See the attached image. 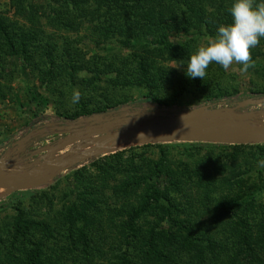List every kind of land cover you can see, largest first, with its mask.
<instances>
[{
    "label": "rangeland",
    "instance_id": "rangeland-1",
    "mask_svg": "<svg viewBox=\"0 0 264 264\" xmlns=\"http://www.w3.org/2000/svg\"><path fill=\"white\" fill-rule=\"evenodd\" d=\"M207 1L202 5L200 1L189 0L194 7L193 12L183 11L182 5H176V14L169 9L163 15L165 20L157 18L155 4H148L139 11L137 8V13L117 6L115 13L106 16H103L104 8L97 9V21L92 20L96 8L91 4L86 10L87 20H84L79 7L71 3L60 4L62 0L59 4L54 0H0V16L9 20L7 25L15 39L22 42L18 34L21 32L33 36L26 52L20 46L15 55L1 43L0 157L18 150L20 147L13 150L11 144L24 137L31 128L62 121L65 115H73L82 108L102 113L121 108L158 109L155 98L160 109L173 113L203 105L234 104L244 97L264 96V38L252 49L255 66L247 72L241 71L243 66L237 63L225 71L213 62L206 70L205 78L186 75L191 55L200 47L207 46L217 36L221 25L233 22L231 8L235 0ZM259 3H264V0H254V4ZM179 7L182 12L178 11ZM201 7L203 14L201 10L198 12ZM175 15L178 16L175 21L169 18ZM142 17L153 22L156 28L160 27L157 35L166 32V38L172 45L163 43L166 47L158 50L159 47L150 48L143 42L126 44L129 28L137 31L144 24ZM181 17L185 24L178 21ZM206 25L215 31L211 33ZM141 57H145L144 63L150 68L149 76L153 82L149 86H138L132 79L138 75L137 63ZM76 92L80 94L78 102H74ZM178 143H200L204 146L187 148L177 146ZM155 144L170 145L167 146V165L173 170L183 161L193 167L196 160L205 158L210 150L206 145H215L212 156L220 158H223L224 150L217 145H237L215 139L165 143L141 141L118 145L110 153L96 158V164H81L43 186L0 187V264H26L25 251L31 249L29 243L21 247L13 242L10 244L13 218L18 209H23L28 217L48 220L54 226L51 237L44 238L40 247L43 264H120L119 256L124 249L133 255L129 259L135 264H264V239L261 235L259 238L257 231L260 222L264 221V167L259 166V160L251 161L253 169L245 176H239L243 178L242 183L238 182L230 189L223 185L211 187L209 202L204 201V190L196 187L194 178L192 182L184 183L189 192L171 193L177 208L171 210L170 217L162 216L160 211L164 201L158 199L151 200L152 209L135 222L143 233L139 236L142 239L147 238L148 229L155 232L178 230L179 235L185 234L178 225L190 221L189 225L195 226L198 235L195 241L198 246L202 249L209 246L217 251L225 248L227 253L220 254L211 263L208 262L210 258L197 259L198 250L175 258L174 263L158 261L150 255L143 263L142 254L133 248V245H138L136 239L130 238L126 242L120 232L122 218L119 214L122 209H129L128 202L134 203L137 195L142 194L144 184L134 190H130V186H139L143 179L150 182L148 161L157 159L159 153L157 148L148 145ZM227 150L232 152L233 148ZM230 161L226 163L231 164ZM169 180L165 176L160 178L158 189H167ZM240 188L243 193L239 192ZM77 191L82 197L93 195L95 200L97 198L98 209L103 213L102 222L95 217L101 225L95 223V227L89 230L88 254L78 244L75 231H68L67 226L59 228L58 223L66 207L76 199L68 195ZM235 198L236 202H228V199ZM111 214H115L118 226L104 224L105 218ZM247 230L252 236L242 241L243 234L239 232ZM123 233L126 236L130 231ZM67 234L72 235L70 241L63 237ZM35 239L31 238L32 244ZM69 242V250H66L64 245ZM238 247H245V250H237ZM232 252L241 253L240 257L235 258Z\"/></svg>",
    "mask_w": 264,
    "mask_h": 264
},
{
    "label": "trees",
    "instance_id": "trees-1",
    "mask_svg": "<svg viewBox=\"0 0 264 264\" xmlns=\"http://www.w3.org/2000/svg\"><path fill=\"white\" fill-rule=\"evenodd\" d=\"M200 1L202 5L206 4L207 0H197ZM209 1V0H208ZM207 1V2H208ZM214 2V0H211ZM55 4H59V0H54ZM90 2V3H89ZM68 3H71L74 7H79L78 11L80 12V16H83L84 20H87V13L86 10L90 9L89 4L93 5L96 10H94L95 18L92 20L98 21V14L97 9H103L104 8V14L103 16L115 13V10H118L117 6H120V8L123 9H130L131 11H134V13H137L139 9H143L144 7H147L148 4H155L154 6L157 7V12L159 20L162 18L165 20L164 16L166 12L171 9L173 14H176L175 7L176 5H182L185 9L183 11H189L193 12V6L189 4V0H62L60 4L68 5ZM208 4V3H207ZM70 5V6H71ZM181 6V7H182ZM181 7L178 8V11H181ZM199 9V8H198ZM203 7H201L198 12L201 10L203 14ZM164 15V16H163ZM199 16L201 17V13H199ZM171 20H176L178 18L177 15L174 17H169ZM158 20V21H159ZM181 24H185V20L183 21V17H181L178 20ZM9 20H6L5 18L0 16V51L3 49L1 48V43H3V46H6L7 49H9L13 55L18 53V47H22L24 50L23 52H26L25 50L28 49L31 45V41L33 39V36L30 33L27 32H21L18 33L20 38H22V42H19L15 39V37L12 35L11 27L7 25ZM143 25H140L139 28L136 30H133V28H129V31L127 33L128 41L126 44H129L128 42L133 43H147L150 48H157L158 50L161 48H164L166 46H171L172 44L168 41V38H166V32H163V35L158 33V28L152 24L153 22H147L142 17ZM201 22V21H200ZM148 23H151L149 25ZM13 25V24H12ZM192 25V23L190 24ZM138 26V25H137ZM209 29V31L212 33L215 30L211 29L209 25H206ZM201 27V26H200ZM156 32V33H155ZM187 33V32H186ZM149 40V41H148ZM163 43L166 44V46L162 45ZM15 46L17 48H15ZM148 48V47H145ZM176 49V47H174ZM11 54V53H10ZM145 57H141L138 61V75L133 76L132 79L135 82L136 85L140 86L142 84H152L153 80L149 76V65L145 64L144 61ZM145 62V63H144ZM131 77V75H130ZM263 95H257L256 98L262 97ZM212 98H218V96H211ZM245 98V97H244ZM244 98H241L240 100H243ZM208 101V100H207ZM154 102L157 105L158 109H160L159 101L154 98ZM158 103V104H157ZM227 106H230V103L226 104ZM211 106V105H209ZM152 108L147 109V112L151 110ZM188 108L187 110H189ZM118 110H113L114 113H116ZM102 111H85L83 108L79 110L77 113L73 115H65V119L62 121H55V122H47L41 125L40 127H45L44 133H51L54 130H56V127L63 123L64 121H72L73 119L80 118V117H86L90 116L94 113L100 114ZM174 112V111H173ZM107 113V112H103ZM38 127L31 128L29 132H32L31 141L29 143H26L27 148L21 154L19 157L24 159V157L32 152L35 148L31 147L32 143L39 142V143H45L47 138H51V140H54L57 138V136L50 134H47L45 137H43V133L39 134L37 132ZM175 144V143H174ZM182 143H178L177 146H185L187 148H192L194 146H204L200 145V143H193V145H180ZM199 144V145H197ZM167 146H170L168 144H155V145H148V147H155L158 149V157L157 159H149V174L148 179L150 182H145V180H140L139 186L131 185L130 190H134L135 188H140V185L143 183V190L141 195H137V197L134 199V203L128 202L129 209H122L123 212L119 214V218H122L119 224L116 223L115 214H111L109 217L105 218V225L108 227L111 226H120L121 230L120 232L123 234L124 240L126 242L129 241L130 238L136 239L138 245H133L134 249L139 250V253L142 254V260L143 263H146L145 259H147V256H153L152 258H155L158 261H169L174 263V259L181 257V256H187L198 250V257L197 259L201 260L203 259H209L208 262H212L215 259L219 258L220 254H225V248L221 249L219 251L210 248L207 246V249L203 248L201 246H198L195 241L198 240L197 238V232L194 230V225H189V222H185L183 224H179L178 227L185 231V234L182 233L179 235L178 230L171 232L170 229L168 231H158L155 232L153 229L147 230V238L142 239L139 237L141 234H143L141 231H139V228H137V224L135 222L137 220H140V218L149 210H151L150 201H156V200H163L164 204L161 205V211L160 213L162 216L170 217L172 209H176L175 207V198L171 195V193H180V192H189L184 185L185 181L186 183L192 182V180L196 179L197 188H203V197L204 201L209 202L211 199L210 197V188H215L217 186L223 185L226 188H231L233 185L235 186L236 183H242L243 178H239V176H245L248 174L250 170L253 169L254 163L251 161H258L261 159H264V143L263 144H251V145H217L219 148H222L224 150L223 158H220L218 156H212V149L215 145H206L210 148L208 155L205 158L196 160L193 164V167L189 165L188 162H182L180 163V167L173 170L170 169L167 165L168 160V150ZM197 147V148H199ZM228 148H233L232 152H227ZM227 150V151H225ZM226 152V153H225ZM231 160L230 163H226L228 160ZM98 159H92L89 162L96 164V161ZM224 160V162H222ZM163 176L169 177V184L167 185L168 188L163 191H160L158 189V182L160 178ZM135 177V176H132ZM245 183V182H243ZM78 193L72 192L68 196H73L72 198H76L74 202H72L70 205H68L65 209L64 216L60 218V221L58 222L59 228L62 226H67L68 231L73 230L75 231V235L77 236L78 244L81 246V249L83 252L88 254V251L90 250L89 240H88V234L89 230L95 227V223H101L95 219V217L100 218L101 222L103 220V213L98 209L99 206L97 205V198H93V195H90L89 197H82V194L77 191ZM239 192L243 193V189L240 188ZM194 195V193H193ZM238 196V195H237ZM241 198V197H240ZM236 202L237 199H228V202ZM158 202V201H157ZM227 202V201H226ZM57 224V223H56ZM175 224H177L175 222ZM188 225V226H186ZM53 225L47 220L38 219L35 220L31 216H27L24 213L23 209H18L16 215L13 218V223L11 227V240L10 244H17L18 246H23L25 243L31 244V249H28L25 251V262L26 264H43L40 260L41 254H43L41 247L42 241L45 239H48V236L51 237V234L53 232ZM61 230V229H60ZM125 230L130 231L129 235L124 236ZM258 235L260 238V235L264 239V221L260 222L258 226ZM250 230L247 231H241L239 234H243L242 241H245V238L251 237L252 235L249 234ZM41 234V237H39ZM257 235V236H258ZM36 237L33 244L31 243V238ZM67 241H70L72 239L71 234L63 235ZM263 241V240H262ZM128 244V243H127ZM28 245V244H27ZM65 246L66 250H69L70 242L67 243ZM245 246V245H244ZM223 248V247H222ZM237 248V247H236ZM234 249V248H232ZM245 250V247H238L237 250ZM202 250V251H200ZM248 250L250 248L248 247ZM216 251V253H215ZM218 252V253H217ZM204 254L206 257H204ZM232 254L235 256V258L240 257L241 253ZM133 255H129L127 253V249H124V252L121 253L119 256V262L120 264H135L132 259ZM151 258V257H150Z\"/></svg>",
    "mask_w": 264,
    "mask_h": 264
},
{
    "label": "water",
    "instance_id": "water-1",
    "mask_svg": "<svg viewBox=\"0 0 264 264\" xmlns=\"http://www.w3.org/2000/svg\"><path fill=\"white\" fill-rule=\"evenodd\" d=\"M263 105L264 96L245 98L230 106L203 105L173 113L156 108L149 112L121 108L116 113L110 111L64 121L51 133H44L45 127H38L37 132L43 133V137L50 134L57 138L53 141L47 138L42 144L32 143L35 149L24 159L19 155L31 141L32 132L13 142V150L20 148L0 157V187L43 186L72 168L110 153L118 145L208 140L188 136L194 129L223 136L221 141L227 144H263Z\"/></svg>",
    "mask_w": 264,
    "mask_h": 264
},
{
    "label": "clouds",
    "instance_id": "clouds-1",
    "mask_svg": "<svg viewBox=\"0 0 264 264\" xmlns=\"http://www.w3.org/2000/svg\"><path fill=\"white\" fill-rule=\"evenodd\" d=\"M231 15L233 22L221 25L217 36L207 46L200 47L191 55L186 75L190 78H205L206 70L213 62L221 65L225 71L233 63L242 65L241 71L254 68L252 49L264 38V3L254 4V0H235ZM80 99L79 92L74 94V102ZM184 121V116L182 117ZM264 167V159L259 160Z\"/></svg>",
    "mask_w": 264,
    "mask_h": 264
},
{
    "label": "bare ground",
    "instance_id": "bare-ground-1",
    "mask_svg": "<svg viewBox=\"0 0 264 264\" xmlns=\"http://www.w3.org/2000/svg\"><path fill=\"white\" fill-rule=\"evenodd\" d=\"M188 136L196 138V139H215V140H222L225 137L223 136H219V135H215V134H210L205 132V130L203 129H194L192 130Z\"/></svg>",
    "mask_w": 264,
    "mask_h": 264
},
{
    "label": "flooded vegetation",
    "instance_id": "flooded-vegetation-1",
    "mask_svg": "<svg viewBox=\"0 0 264 264\" xmlns=\"http://www.w3.org/2000/svg\"><path fill=\"white\" fill-rule=\"evenodd\" d=\"M230 105H233V104H230ZM262 107V109H264V105L263 106H261ZM248 109H251V108H248ZM50 140H51V138H50ZM51 141H53V140H51Z\"/></svg>",
    "mask_w": 264,
    "mask_h": 264
},
{
    "label": "built area",
    "instance_id": "built-area-1",
    "mask_svg": "<svg viewBox=\"0 0 264 264\" xmlns=\"http://www.w3.org/2000/svg\"><path fill=\"white\" fill-rule=\"evenodd\" d=\"M49 141V140H48ZM35 145L37 146L38 144L37 143H35Z\"/></svg>",
    "mask_w": 264,
    "mask_h": 264
}]
</instances>
